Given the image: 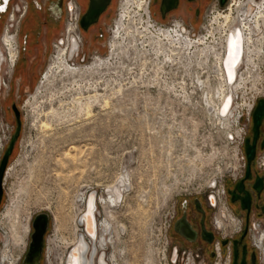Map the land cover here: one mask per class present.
<instances>
[{"label":"rangeland","instance_id":"rangeland-1","mask_svg":"<svg viewBox=\"0 0 264 264\" xmlns=\"http://www.w3.org/2000/svg\"><path fill=\"white\" fill-rule=\"evenodd\" d=\"M37 2L43 9L49 3L43 0ZM122 2H117V10L104 30L102 40L91 45L89 37L77 31L81 40L79 52L76 56L74 53L71 59L68 57L74 66H90L97 58L104 60L111 56L109 44ZM19 6V0L11 1L8 13L0 20V37L11 7ZM41 14L44 19V12ZM208 14L204 13L199 26ZM62 19L51 34L48 50L46 47L40 50L41 57L34 64L32 79L27 76L25 80L23 76L30 69L24 66L26 53L30 50L23 52L17 40L19 65L12 79L15 90L9 101L17 103L23 125L4 177L0 206V255L8 251L16 259L25 245L27 251L33 218L40 212H48L50 224L45 237L43 264H63V252L76 242L77 233H80L77 221L83 210L81 197L92 193L97 199L105 196L106 187L125 175L128 185L122 191L123 198L118 205L105 207L98 203L97 223L105 222L109 227L104 232L98 226L100 247H108L106 255L111 258L112 264H148L147 255L150 264H165L162 251L166 246L170 216L180 197L185 195V190L195 195V191L205 190L212 179L217 180L219 188V181L226 171L235 175L240 173L238 163L230 150L225 154L221 142L224 132L210 121L206 124L203 120L205 125L193 132L186 129L191 133L185 135L187 141L170 146L163 143V129H153L156 123L160 125L165 121L164 108L169 105L168 99L161 93L164 89L162 72L165 59L157 54L155 39L150 44V39L146 40L148 43L144 42L143 48L140 36L125 37L124 46L135 41L137 50L129 49L125 52L126 56L120 54L115 57L112 60L115 64L105 69L103 76L94 74L81 80V91L67 79L62 83L58 78L53 85H44L46 70L59 54L54 45L64 43L59 45L63 48L72 39L77 42L76 35L67 38L66 30L70 26L68 16ZM27 20L30 18L27 17ZM10 30L14 32L16 25ZM161 47L164 49L163 42ZM70 49L69 43L68 55ZM4 51L0 43L2 69L5 71L9 63L4 60ZM194 68L192 64V73L185 82L186 88L193 94L196 88L192 76ZM201 70L205 67L202 66ZM79 80L77 78L76 82ZM87 84H93L107 101L103 105L102 98H99L90 118L83 113L78 114L76 106L80 98L94 95L92 90L95 89H85ZM79 93L83 95L80 97ZM193 94L181 104L173 102L170 105H184L189 111L199 107L200 99ZM3 105L1 97V108ZM51 108L57 111L54 117L47 116ZM189 111L186 117L190 115ZM7 119L13 125L9 116ZM43 122L50 123L48 130L40 127ZM218 124L226 127L220 122ZM180 135L183 137L181 132ZM223 212L224 207L220 205V214ZM184 260L178 257L176 264H184ZM204 261L210 264L208 260Z\"/></svg>","mask_w":264,"mask_h":264},{"label":"flooded vegetation","instance_id":"flooded-vegetation-1","mask_svg":"<svg viewBox=\"0 0 264 264\" xmlns=\"http://www.w3.org/2000/svg\"><path fill=\"white\" fill-rule=\"evenodd\" d=\"M11 1L0 0V20L2 16L8 13ZM143 1L145 3V0ZM228 1L230 0H224V5ZM117 2L119 0H50L44 9L39 4L34 5L39 11H43L45 15L44 20L40 21L46 27V32L43 36L44 47L48 50V46L51 45L50 38L52 32L57 29L59 23L63 20L62 18L65 15L67 16L68 13L75 15L77 25L76 29L72 25L68 26L66 30L67 38L73 35L77 36L78 31L85 37H89V44L91 45L102 40L104 30H106L108 23L117 10ZM126 2H123V5L120 7L119 19L113 31L118 29L121 13ZM217 2L220 5V0H149V9L154 18L166 25L177 23L196 31L204 13L213 12L217 8ZM236 2L239 4L237 0ZM133 7L129 11L132 13L131 15H134L136 12L132 10ZM241 7L243 6L240 5ZM83 17L85 18L84 24L81 23ZM29 21L25 20L17 33V40L23 52L31 46L33 38L36 39L35 36H37L39 46V38L41 37V33H35L34 29L29 26ZM131 25L133 26L134 23ZM36 30H38L37 27ZM2 35L0 37V43ZM11 35L10 32L5 34L3 42L6 44L7 40L10 41L11 50L15 52V38ZM76 38V43L73 39L68 42L71 45L72 52H74L73 49L76 44L75 56L78 54L81 44L78 36ZM63 44L56 43L54 47L57 50L64 49L66 51V60L71 64V61L68 60V44L63 48L59 47V45ZM35 62L27 73L24 72L23 76L25 80L27 76L30 79L33 78ZM17 65H19L18 59L13 69L12 77L5 78L4 76L6 74L2 69V59L0 57V98L2 97L4 104L2 106L3 109L1 108V113L4 120L7 121L8 116L12 119V136L17 128V119L20 120V134L23 125L22 115L16 105L17 103L9 101L15 90L12 86V79L16 70H18ZM3 73L4 76H2ZM19 89L17 90L18 94L20 92ZM260 100H263V104L257 124L254 122V108L244 135L243 150L246 157L244 171L238 173L234 177L235 179H227L225 185L217 188V192H203L195 195L189 193V195L181 196L176 207H174L166 235L168 236L169 250L173 257H181L182 260L186 257H192L196 260L205 259L211 261L214 256V248L216 245H219L221 250H229V264H264V98L259 99L256 102V106ZM247 150L250 152L252 159L249 166L250 172L246 178L248 165ZM87 197L88 195L85 197L86 201ZM1 203L2 199L0 206ZM220 205L224 207L222 214H220ZM85 206L86 203L82 208ZM40 213H47L49 215L48 212ZM49 224L50 215L48 227L44 235V245L39 264H43L44 262L45 237L48 233ZM230 226L232 227L230 228ZM175 227H177L179 232L175 231ZM81 228L82 232L77 234L78 237L80 234L83 235L86 245V250L82 254L81 264H99L100 258H103L105 264H108L105 258L106 247L104 249L100 247L101 239L99 240L98 225L94 242L84 231V228ZM78 237L77 240H79ZM75 246L76 244L72 247L68 246V250L63 252L61 256V262L62 258H64L63 264H66L69 253L71 251L73 253ZM26 252L20 258L18 264L23 263ZM1 260L4 261L2 257Z\"/></svg>","mask_w":264,"mask_h":264},{"label":"built area","instance_id":"built-area-1","mask_svg":"<svg viewBox=\"0 0 264 264\" xmlns=\"http://www.w3.org/2000/svg\"><path fill=\"white\" fill-rule=\"evenodd\" d=\"M237 1L239 4L237 2L235 3L234 0H230L224 6H220L217 2V8L213 12H209L207 15L208 18L205 19V22L203 21L204 23H202L199 26V30L196 31L177 23L167 26L159 24L150 12L149 0H145L143 7L138 12L141 18V24H149L153 29H160L162 31L172 33H175L176 31V33L179 34L176 41H166V49L170 54L171 60L163 62L165 65L162 72V84L164 89L161 93H163L168 99L167 102L169 105H166L164 108L166 113L165 121L159 123L160 125L156 123L153 129H163V143L170 146L176 143L183 144L187 141L185 135L190 132H186V129L193 132L205 125L203 120L206 121V124H209L210 121L218 130L224 132V138L221 142L224 144L225 154L230 150L233 158L238 163L237 170L243 172L245 169L244 163L246 162L243 150L244 135L249 123L248 121L250 120L251 114L256 106V102L259 99L264 98V15H258V10L262 9L264 11V5H261L263 0ZM43 2L48 3L50 0H43ZM123 2H126V0H123ZM123 2L121 5H123ZM240 5L243 6L242 8L244 10L237 12ZM259 5H261L260 9H258ZM26 12L27 4L22 2L17 8L11 7L8 15L7 21L14 16L12 23L13 26L16 25V30L14 32L11 30L7 31L14 34L15 57L11 59L8 50L6 49L4 51V60H8L9 63V68L4 71L6 78H11L18 59L19 47L17 44V33L20 22ZM67 16L68 24L76 29L77 21L75 15L68 13ZM5 30L6 26L4 27V31ZM238 31L241 32L244 39V41L241 40L242 52L240 53H242V61L236 69L235 79H233L232 83H229V81H227L228 76L224 68V62L228 56L229 39L231 34L233 33L236 38V33ZM244 35L249 38V44L246 43ZM78 40L81 43V40ZM183 40L189 42L191 46L189 45V47H186V43H184ZM247 45L250 46V59H248V61L245 58ZM196 46L198 48H195ZM211 46H215V49L211 51L217 52V57L213 56L212 52L208 53V48ZM201 50L205 51L206 56L198 55V51ZM198 62H200V64H198ZM192 64L195 66L193 75L191 74L193 76V83L196 85L194 91L195 94H197L196 96L200 99L201 105H199V107L191 108L189 111L184 105H170V103L178 102L181 104L185 102V99H189L192 96L190 94L193 93L186 88L185 83L190 73H192V69H190ZM202 66L205 67V70H201ZM223 99L224 101L222 103ZM229 99L230 103L227 112L222 115L221 111ZM188 111L190 115L186 117L185 115L188 114ZM219 118L225 122V128L219 126ZM175 132H177V134ZM180 132L183 137L180 135ZM12 134L13 125L4 120L0 106V163L4 152L12 139ZM6 168L2 178V188L4 187L5 173H7ZM235 176H237V174L235 175L234 173L226 171L219 181L220 186H223L226 178L235 179ZM216 181V179L210 180L205 190L201 189L195 191V193L217 192ZM187 191L188 190H185V195L189 194ZM98 203L99 201L96 198L93 209L94 216L97 214L96 209ZM82 206H84V203ZM84 208H82L83 210L80 215H85L87 208L86 206ZM107 248L108 247L105 248V258L108 264H112L111 258H108L106 255ZM169 249L166 238V246L162 251V258L166 261L165 264H176L177 258L173 257ZM25 250L26 247H24L22 253L17 257L18 260L16 261V264L19 263ZM147 262L149 264V261ZM209 262L210 264H229V250H221L219 245H216L214 248L213 259ZM0 264H7L1 260V255ZM184 264L208 263H206L204 259L196 260L192 257H186Z\"/></svg>","mask_w":264,"mask_h":264},{"label":"bare ground","instance_id":"bare-ground-1","mask_svg":"<svg viewBox=\"0 0 264 264\" xmlns=\"http://www.w3.org/2000/svg\"><path fill=\"white\" fill-rule=\"evenodd\" d=\"M234 2L236 3V0H234ZM143 5H144L143 0H128V2H126V5L124 6L123 11L121 13V19H120V23L118 25V29L116 31H113V34H112L113 37H112V41H111V44L109 47L111 56L108 59L102 60V59L98 58L90 66H88V65L74 66V65H71L66 60V51L64 49H59V51H58L59 54L54 60H51L49 66L46 70V74L43 77L44 82H42V83H45L44 85L48 86V85H53V83L58 78L61 80L62 83L67 79L66 81H69V80L72 81L71 82L72 85L73 86L75 85L76 88H79L78 90L81 91L82 87H81L80 83L83 82L85 79H87V77L90 78L94 74L95 75L98 74L99 76L102 75V73L104 72L105 69H108L110 66H113L115 64V60H114V62H112V60L115 57H119L120 54H121V56L122 55L126 56L127 54L125 52H127V50H129V49H134L135 51L137 50V46H135L136 45L135 41L130 43L129 46L128 45L124 46V44H123L124 39L127 36H130V37H134L135 35L140 36V38L143 40V42L141 43V46H143V48H144L145 43H148V42H146V40L150 39L149 40V44H150V41L155 39L156 40V42H155L156 47L158 49V50H156L157 54L158 55L161 54L164 57L165 61L171 60L170 54L166 49V41H169V42L176 41L179 37V34L176 33V31H175V33H172V32H168V31H162L160 29H153L151 26H149V24H146V25L141 24L140 23L141 18H140L138 11L141 10ZM261 5L262 6L264 5V0L261 3ZM261 5H259L258 9L261 8ZM132 6H134L132 8V10L136 11L134 13V15H131L132 13L129 12L131 10ZM243 10L244 9L242 7L240 9H238V11H243ZM258 11H259L258 12L259 16L264 15V11L262 9H260ZM13 18H14V16H13ZM12 19L8 20L7 25H6V30L4 31L3 36L1 38V45L4 47L5 50L6 49L8 50V48H9L8 52L10 54L11 59H13L15 57V52H12V50H11L10 41H8V40L6 41V44L8 46L7 47L6 44L3 42V39H4L5 34L9 33L7 31L8 30L10 31V29L13 27V25L11 24ZM132 23H134V26L130 27L129 25ZM11 34H12L11 36L14 37L13 36L14 34L13 33H11ZM244 37H245L246 43L249 44V38L246 35H244ZM120 40H123L122 43L120 42ZM229 40H230V42H229V48H228V56L224 62V68H225L226 74L228 76L227 81H229V83H232L233 79H235L236 69L240 65V62L242 61V56H241L242 53H240V52H242L241 51V45H242L241 40L244 41V39L242 37L241 32L238 31L236 33V38L234 37V35L232 33ZM161 42H163L165 51L161 47ZM183 42L186 43V47H189V45H190L189 42H186V40H183ZM75 45H74V49H73L74 52L76 51ZM195 48H198V47L196 46ZM214 49H215V46H211L210 48H208V53L212 52L211 50H214ZM74 52H72V49H70V51H69V58L70 59L73 58ZM249 52H250V46L247 45V49L245 52V58L247 59V61H248V59H250L249 58ZM216 53L217 52H215V51L212 52L213 56L217 57ZM198 55L199 56H202V55L206 56V53L204 50H201V51H198ZM214 66H215V64H214ZM77 78L80 79L79 82L78 81L76 82ZM81 80H83V81H81ZM66 86H67V84H66ZM84 87H85V89L89 88L90 90L92 88L95 89V86L93 84L88 85V87L87 86H84ZM100 87L98 86V88H100ZM63 88L66 89L65 86ZM73 88H75V87H73ZM97 90L98 89L92 90V91H94L93 96L89 95L85 99L80 98L79 100L76 101L77 102L76 106H78L77 107L78 108L77 109L78 114L83 113L86 118H90L93 115V108H94L95 102L99 98H102L101 102L103 103V105L107 104V101L105 100L106 98L101 97ZM85 92H86V90H85ZM82 95L83 94H80V97ZM223 101H224V99L222 100V103H223ZM229 103H230V99L227 100L226 104L224 105V108L221 111L222 115H224L227 112V108L229 107ZM50 110H51L50 115H47V116L54 117L55 115H57L56 114L57 111L55 109L51 108ZM218 122L222 123V125H225V122L220 118H219ZM40 127L44 130H48L50 128V123L43 122ZM124 176L119 177L118 180L116 181V183H113V185L106 187V189H105L106 191L104 193L105 196H100L98 198V201L101 205H104L105 207H107V206L109 207L110 205L111 206L118 205L119 201L123 198V193L121 191H123L128 185V179ZM129 184H130V182H129ZM84 197H81L82 198L81 202L86 203V208H87L86 210L87 211H86L85 215H82L80 218H78V221H77L78 225L77 226L79 227V229L81 227H83L84 231L87 233V235L94 242L95 238H96V234H97V225L99 226V229H101V230L103 229L104 232L107 231L109 227H108V224H106L105 222L97 224L96 216H94V213H93V209H94L95 201H96L95 193L88 195L87 201H85ZM80 232H82V228L80 229ZM77 237H78V234H77ZM78 239L79 240H76L77 243L75 242V243H72L70 245V246H73L74 244H76L75 248L73 249V253H72V251L69 253V257L67 258L66 264H81L82 254L86 250V245L84 242L83 235L80 234ZM103 243H104V241H103ZM25 247H26V245H25ZM1 257L4 261H7L6 262L7 264H15L16 261L18 260V258L17 259L13 258V256H11V253H9L8 251L3 252ZM148 260H149V257L147 255L146 261H148ZM99 264H105L103 258H100ZM149 264H150V260H149Z\"/></svg>","mask_w":264,"mask_h":264},{"label":"water","instance_id":"water-1","mask_svg":"<svg viewBox=\"0 0 264 264\" xmlns=\"http://www.w3.org/2000/svg\"><path fill=\"white\" fill-rule=\"evenodd\" d=\"M224 5V0H220V6ZM81 23L84 24L85 23V18L83 17L81 20ZM262 104H263V100H260L257 104V106L255 107L254 110V122L257 124V121L259 119L260 116V112L262 109ZM20 134V120L17 119V128L16 131L14 133V135L12 136V139L9 143V145L7 146L6 151L4 152V155L2 157V161L0 163V201L2 199V195H3V189H2V178L4 175V171L5 168L8 164L9 158L13 152L15 143L19 137ZM247 154V161H248V165H247V170H246V178L249 175L250 172V161L252 159V156L250 155V152L247 150L246 151ZM48 223H49V215L47 213H40L37 214L31 223V227L32 228V233L30 235V241L28 244V248H27V252L25 254V257L23 259V263L22 264H39L40 258H41V254H42V250H43V245H44V235L46 232V229L48 227ZM175 231L179 232V230L177 229V227H175Z\"/></svg>","mask_w":264,"mask_h":264},{"label":"crops","instance_id":"crops-1","mask_svg":"<svg viewBox=\"0 0 264 264\" xmlns=\"http://www.w3.org/2000/svg\"><path fill=\"white\" fill-rule=\"evenodd\" d=\"M19 1H20V3L24 2L27 4V12L20 22L19 29L21 27V24L25 20H27V17H29L30 18L29 26L34 29L35 33H41V37L39 38V46H38L37 36H35L36 39L33 38L32 44L28 48V50H30V51L28 53H26L24 66L26 69H29L33 64V61H36L35 63H37L38 60H40V57H41L40 50L45 48L44 42H43V40H44L43 36H44V33L46 32V27H45V25H43L40 22L41 20H44L42 14H41V12H43V11H39L36 8V6H34V5L38 4V2H37L38 0H19ZM36 27L38 28V30H36Z\"/></svg>","mask_w":264,"mask_h":264},{"label":"trees","instance_id":"trees-1","mask_svg":"<svg viewBox=\"0 0 264 264\" xmlns=\"http://www.w3.org/2000/svg\"><path fill=\"white\" fill-rule=\"evenodd\" d=\"M17 143V142H16ZM14 149H15V147H14ZM14 149H13V151H14Z\"/></svg>","mask_w":264,"mask_h":264}]
</instances>
